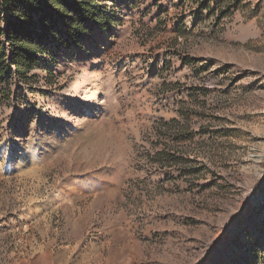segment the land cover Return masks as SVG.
Here are the masks:
<instances>
[{
    "label": "rangeland",
    "instance_id": "1",
    "mask_svg": "<svg viewBox=\"0 0 264 264\" xmlns=\"http://www.w3.org/2000/svg\"><path fill=\"white\" fill-rule=\"evenodd\" d=\"M103 2L0 82V264H264V0Z\"/></svg>",
    "mask_w": 264,
    "mask_h": 264
},
{
    "label": "trees",
    "instance_id": "2",
    "mask_svg": "<svg viewBox=\"0 0 264 264\" xmlns=\"http://www.w3.org/2000/svg\"><path fill=\"white\" fill-rule=\"evenodd\" d=\"M112 20L103 0H0V82L14 75L28 79L47 52L48 35H64L61 40L68 43L88 23L108 29Z\"/></svg>",
    "mask_w": 264,
    "mask_h": 264
}]
</instances>
